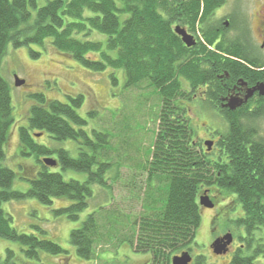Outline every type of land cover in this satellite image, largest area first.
<instances>
[{
    "label": "trees",
    "instance_id": "obj_1",
    "mask_svg": "<svg viewBox=\"0 0 264 264\" xmlns=\"http://www.w3.org/2000/svg\"><path fill=\"white\" fill-rule=\"evenodd\" d=\"M40 1L43 0H0V65L9 47L17 50L37 46L45 51V45H50L53 51L91 73L110 69L113 87L118 85L116 74L119 72L124 75V90L137 89L146 102L145 92L157 100V111L151 113L157 123L154 142L140 165L148 176L147 194L134 225L136 230L124 243L136 254L148 256L151 264H169L182 251L191 252L201 222V189L214 181L213 185L230 190L237 197L243 211L237 225L244 228L246 249L252 251L250 256H243L238 250L228 264H254L257 256L264 257V244L254 249L252 245L255 238L264 241L262 150L254 147L253 158L245 159L237 174L233 161L211 162L199 150V145L194 144L195 132L182 105L186 95L180 79L188 80L187 71L183 62L174 59V54L184 49L170 29L173 21L168 2L44 0L39 5ZM93 33L101 35L103 42L88 40ZM29 55L37 59L41 53L29 49ZM92 56H97V60H92ZM29 99L32 105L26 116L27 126L18 129L16 153L21 160H33L30 170L21 164L7 163L14 117L11 86L0 74V240L18 245V252L6 250L0 264H42V256L63 257L70 252L39 228H35L39 236L17 232L11 226L12 217L4 210V204L31 200L51 208L54 201H63L65 207L53 211L54 216L77 222L88 209L93 187L110 191L106 175L113 170L116 176L121 169L119 162L107 158L110 133L98 131L95 126L89 128V121L95 120L93 113L86 114L87 118L79 114L83 95L67 96L64 103L47 100L40 93L30 95ZM236 132L229 128L218 146L226 150L230 159L235 151L244 156L243 148L252 137ZM36 135L46 137L53 146L36 144L35 140L39 139ZM66 142L74 144L76 157L71 155L73 150L61 147ZM44 158L54 159L57 166H45ZM219 170H222L220 182L216 180ZM67 172L84 175L85 179L65 180ZM16 179L27 183L26 191L13 190ZM97 220L90 213L78 229L69 233L68 243L80 261L91 262L96 257V246L101 243ZM109 220L116 224L119 217L115 215ZM194 264H205V259L196 257Z\"/></svg>",
    "mask_w": 264,
    "mask_h": 264
},
{
    "label": "rangeland",
    "instance_id": "obj_2",
    "mask_svg": "<svg viewBox=\"0 0 264 264\" xmlns=\"http://www.w3.org/2000/svg\"><path fill=\"white\" fill-rule=\"evenodd\" d=\"M44 3V0L40 1L39 5ZM88 40L103 42V37L93 33ZM45 46V51L37 46L29 48L35 53H41L37 59L30 57L27 48L14 50L9 47L7 55L0 65V74L11 86L14 117L13 130L7 146V163L10 166L21 164L22 168H29V170L31 168L30 164L33 160L29 158L21 160L16 153L19 145L18 129L27 126L26 116L32 105L29 99L30 95L40 93L47 100H57L63 103L67 96L83 95L84 102L79 114L87 118L86 114L93 113L95 120L89 121V128L95 126L98 131L105 130L110 133L107 158H110L114 163L119 162L121 169L116 176L113 170L106 175L107 186H111L110 191L105 188L93 187V195L88 201V209L80 215L77 222H70L65 217L56 218L54 216L53 211L65 207L63 201H54L53 206L47 208L35 201L27 200L3 205L4 210L12 217L11 226L17 232L37 235L35 228H39L46 233V237L55 241L63 250L70 251L69 256H42V264H151L148 256L136 254L124 241L129 239L132 232L136 230L134 225L140 218L142 200L147 194L146 180L148 176L141 170L140 165L146 160V154L149 150L151 151L154 142L157 123L156 119H152L151 116L157 111V100L155 96H151V93L146 94L147 92H145L143 95L148 98L146 102L141 99L142 93L137 89L124 90L122 88L124 83L122 73L117 72L118 85L113 87L109 80V75L112 73L110 69L99 74L91 73L69 57L53 51L50 45V47ZM91 59L97 60V56H92ZM14 76L23 80L25 85L16 88ZM206 115L209 116V114ZM213 122L208 127H201L197 123L200 128H194L193 142L201 144L207 135L211 136L217 133L225 135L227 133L226 125L222 120L214 119ZM261 132L264 134V128L261 129ZM34 133L36 132L32 134ZM35 142L47 147L53 146L46 137L39 138ZM73 146L74 144L70 142L61 145L62 148L70 151L74 149ZM71 155L76 157L74 150ZM64 179L83 181L85 177L67 172ZM152 185L154 189H157L156 183ZM27 188V183L15 180L13 190L23 192ZM158 197L159 195L156 193V198ZM221 197L224 196L217 197V199L221 200ZM228 206L231 205L228 204ZM216 212L214 220H212L213 213L201 207L200 226L197 229L194 244L191 246L193 256L203 257L206 261L205 264H228L230 254L216 258L211 252L212 237L222 234L225 230L232 231L235 236V242L231 247L235 249L242 245L243 248L240 249L242 255L250 256L252 251L246 249L244 241L238 240L239 237L247 238L245 230L237 226L235 220L225 222L228 216L232 220L236 211L221 212L218 208ZM238 212L242 217L240 207H238ZM90 213H93L94 217L98 219L101 243L96 246L94 260L83 262L78 260L76 255L74 256L75 253L68 243V238L69 233L78 229ZM227 214L229 215L227 216ZM115 215L119 217V222L112 224L109 219ZM258 244H264V241L255 238L252 244L253 249ZM8 249L18 252V245L0 240V260L4 259ZM254 264H264V257L257 256Z\"/></svg>",
    "mask_w": 264,
    "mask_h": 264
},
{
    "label": "flooded vegetation",
    "instance_id": "obj_3",
    "mask_svg": "<svg viewBox=\"0 0 264 264\" xmlns=\"http://www.w3.org/2000/svg\"><path fill=\"white\" fill-rule=\"evenodd\" d=\"M165 1L170 6L173 21L170 29L180 48L184 49L182 53L174 54V59L183 62L187 71L188 80L180 79V83L186 95L182 105L187 110L191 126L193 129L208 127L217 119L222 120L227 130L231 128L238 131L236 133L239 135H252L243 148L246 151L244 156L235 151L230 159V155L225 154L226 150L218 147L224 135L219 133L207 135L198 144L200 151L211 162L233 161L238 168L236 173L239 174L238 170L244 166V160L253 158V148H261L264 165V134L261 132L264 128V0ZM176 28L183 30L191 39V46L184 44L182 38L175 34ZM195 75L197 80H194ZM200 119L203 120L198 122ZM206 142L212 144L210 149L205 146ZM256 160L259 161V157ZM220 178L222 170L216 174L218 182ZM213 183L211 181V185H204L201 189V195L206 194L213 206L212 209H204L213 213L212 220L218 208L221 212L235 210L234 218L231 220L227 214L225 222L235 220L237 224L243 217L242 209V217L238 212L241 205L237 197L230 190ZM220 196L224 197L217 199ZM225 236H231V244L225 254L215 255L213 243ZM234 237L229 230L212 237V254L216 258L230 254V262L238 250L243 248L242 245L232 248ZM245 239L239 237L238 240L245 242ZM182 253H188L190 264H194L197 256H193L192 251H182L177 256Z\"/></svg>",
    "mask_w": 264,
    "mask_h": 264
},
{
    "label": "water",
    "instance_id": "obj_4",
    "mask_svg": "<svg viewBox=\"0 0 264 264\" xmlns=\"http://www.w3.org/2000/svg\"><path fill=\"white\" fill-rule=\"evenodd\" d=\"M165 1V0H162ZM175 34L180 36L182 38V42L186 44L187 46H191L190 44V38L186 36L185 32L181 30L180 28L175 29ZM25 85V82L23 80H20L17 76H14V86L16 88H20ZM36 138H40L41 135H36ZM205 146L210 149L212 144L210 142H206ZM42 163L50 168H55L57 166V163L54 159L46 158L42 161ZM199 206L206 208V209H212V204L209 200V198L206 196V194L202 195L199 198ZM231 236H225L221 240H216L212 245V250L215 255H223L226 253V248L231 244ZM191 257L188 253H183L180 256H176L172 258L171 264H190Z\"/></svg>",
    "mask_w": 264,
    "mask_h": 264
}]
</instances>
